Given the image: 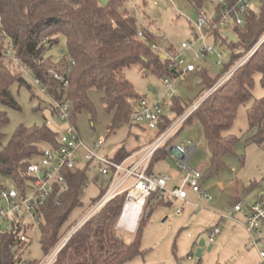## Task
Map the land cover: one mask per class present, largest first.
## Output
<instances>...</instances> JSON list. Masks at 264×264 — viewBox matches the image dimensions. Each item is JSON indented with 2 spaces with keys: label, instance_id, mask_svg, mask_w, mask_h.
Returning <instances> with one entry per match:
<instances>
[{
  "label": "trees",
  "instance_id": "trees-1",
  "mask_svg": "<svg viewBox=\"0 0 264 264\" xmlns=\"http://www.w3.org/2000/svg\"><path fill=\"white\" fill-rule=\"evenodd\" d=\"M101 1L108 3L103 5ZM186 1L196 10L205 8L211 2ZM227 2L230 5L234 3L233 0ZM125 3L126 0H0V106L14 109L18 107L10 93V87L14 83L30 89L23 78V72L14 66L10 56L17 58L20 66L27 68L32 77L39 79L48 96L60 99L57 84L48 74V70L56 64L50 56L45 55L48 47H53L60 39H64L65 54L60 62L68 60L65 77L68 82L67 100L71 104V123L75 124L77 115L82 111L88 112L93 118L94 110L87 92L98 89L103 92L100 101L104 111L112 114L110 132H115L125 124L129 130L134 128L139 132L148 131L143 144L122 143L111 156L112 160L119 163L151 143L167 128L170 120H165L156 131L128 125L132 107L141 97L126 80L123 70L139 65L145 74L153 73L163 78L168 75V64L159 53L150 48V43L155 41L154 35L138 24L136 18L125 9ZM214 12H217V8H214ZM216 23L213 15L209 31L214 40L220 38L231 52L229 63L225 66L227 73L264 34V1L257 11L250 8L243 14V25L228 23L231 26L229 33L235 41L220 34L218 27L213 28ZM139 31H142V37L138 36ZM45 39L47 42H43ZM195 72L200 77L204 91L220 78L212 79L208 70L202 67H197ZM255 74H260L264 81V42L226 82L200 103L186 121L190 123L194 119L201 126L210 153L209 171L217 172L222 166V158L232 152L237 140L231 135L224 136L223 133L232 126L239 106L252 97ZM189 104L190 102L181 98H173L172 109L175 115L182 114ZM49 109L55 115V111L51 107ZM247 119L250 128L257 127L258 134L254 140L261 144L264 97L253 100L247 109ZM7 122L6 113L0 110V126ZM133 135L137 142L138 134ZM58 137L45 122L43 126H19L6 145L0 147V190L4 189L2 183L9 180L21 193H26L32 181L26 173L27 166L39 160L45 147H56ZM2 140L3 135L0 133V146ZM169 141L153 156L149 173H152L155 160L165 161L169 157ZM90 163L86 162L83 166L66 171V189L55 187L40 205L42 224L39 229V244L44 258L76 224L72 225L68 220L72 212L81 206V188L87 180ZM105 191L92 201V205ZM125 196L123 193L111 199L74 232L52 264H123L140 255L141 227L164 201H157L156 194L147 199L134 239L127 244L116 232ZM21 229L25 232L27 226ZM26 243L27 241L20 242L13 233L3 232L0 235V264H39L37 261L21 260Z\"/></svg>",
  "mask_w": 264,
  "mask_h": 264
},
{
  "label": "rangeland",
  "instance_id": "rangeland-1",
  "mask_svg": "<svg viewBox=\"0 0 264 264\" xmlns=\"http://www.w3.org/2000/svg\"><path fill=\"white\" fill-rule=\"evenodd\" d=\"M218 1L211 0L210 4L208 2L202 9L208 15V22L211 21L214 13L212 4L217 6ZM262 1L264 0H254L251 3V9L257 11ZM125 9L136 18L140 26L156 37L165 36L167 42L175 48H179L182 42L191 41L196 32L198 10L194 9L186 0H183L180 6L177 5V0H126ZM209 30L210 24L207 23L202 28L205 41L201 45H197L196 49H199L203 44L210 45L221 57L211 55L198 62L194 61L190 54H186L185 58L186 62L194 63L199 68H206L212 79H218L225 73V66L229 63L231 52L220 38L214 40ZM218 31L224 35L231 32V26L219 25ZM263 42L264 34L249 50L255 48V52ZM47 49L45 56H50L52 61L58 65L65 54L64 39H60L57 45ZM219 61L220 63H218ZM123 74L139 97H146L150 101L164 97L166 88L161 76L153 73L145 74L139 65L124 69ZM23 78L30 89L16 83L10 87V93L18 107L14 109L0 106V110L6 113L8 119L6 124L0 126V133L3 135L1 148L6 145L10 136L19 126L27 128L43 126L44 119H46L50 123L51 130L58 136L63 134L68 127L67 124L59 122L57 117L50 112L51 102L33 84V78L26 75H23ZM174 87L177 90L176 96L190 102L188 107L207 93L200 84L197 72L185 75L182 80L176 81ZM251 94L252 97L239 106L232 126L223 133L224 136H233L237 141L232 152L222 158V166L217 172L209 171L210 153L201 126L194 119L190 123L186 122L181 127L182 129L178 130L179 133L177 134V131V135L174 134L170 138L171 140H168L170 148L188 138L193 139L196 153L190 159L189 166L194 169L204 167L201 186L211 197V201L207 202L204 199L198 201L199 210H195L191 206L185 207L177 218L170 220L163 227L158 222L161 213L158 212V209L154 211L141 227L139 244L141 254L123 264H262L258 251L250 245L246 231L236 223L237 221L244 222V214L234 216L236 222L231 218L220 220V216L230 213L235 204L243 201L246 204L252 202L254 196L264 188V131L263 141L261 144L256 143L254 139L258 134L257 127L250 128L247 119V109L253 100L264 97V81L260 74L254 75ZM102 95V90H88L87 96L94 110L93 118L88 112L82 111L77 115L73 125L86 149L99 157H104L110 156L111 152L122 143L143 144L148 131L139 132L134 128L130 131L126 124L113 133L109 131L112 114L104 111L100 101ZM164 101L167 109H170L172 98L165 95ZM175 117L177 116L175 115ZM129 132L130 135H128ZM135 133L139 136L137 142L134 141L133 134ZM100 137L105 138L106 142L103 147H96L95 144ZM78 154L82 155V151H79ZM85 163L80 161L78 166H83ZM152 174H165L171 177L170 183L173 184L178 183L184 176L182 171L170 168L162 159L153 162ZM219 183L223 184V189L218 185ZM108 184L109 177L102 175L95 162L91 161L84 184L85 189L80 194L81 206L72 212L68 220L70 224H76L60 238L44 258L39 244V229L42 219L35 220L28 217L26 222L32 226L33 230L26 231L27 243L21 260L46 264L64 239L72 235L74 229L92 206V201L105 191ZM2 186L8 190L14 188L13 183L9 180H5ZM216 227L220 233L210 243L208 233ZM117 236L127 244H130L134 239V235L125 236L119 232ZM258 241V245L262 246L260 250L264 252V226L260 229ZM201 242L204 243L202 247H200ZM198 250H200V256L196 257ZM59 251L58 249L49 264H52Z\"/></svg>",
  "mask_w": 264,
  "mask_h": 264
},
{
  "label": "built area",
  "instance_id": "built-area-1",
  "mask_svg": "<svg viewBox=\"0 0 264 264\" xmlns=\"http://www.w3.org/2000/svg\"><path fill=\"white\" fill-rule=\"evenodd\" d=\"M232 5L228 4L227 0H219L217 6L212 4L213 8H217V12L213 15L217 23L213 28L219 25H228L230 21L237 25H243V14L251 8V3L254 0H233ZM207 13L202 9L197 12V22L195 24L196 32L192 36V40L182 42L179 48L167 42L165 36L156 37L155 41L150 43V48L163 56L167 62L168 75L163 76L162 82L165 85L166 92L170 98H179L176 96V88L174 87L176 81L182 80L185 75L195 72L197 66L194 63L186 62L185 55L190 54L194 61H202L205 57L211 55L221 56L215 52L210 45L203 44L199 49L197 45H201L205 41V35L202 34V28L209 23ZM138 36L142 37V31L138 32ZM43 42H47L45 39ZM258 45V44H257ZM255 48L249 50L227 73H225L219 80H217L207 93L197 100L190 107L179 116L175 117V112L172 109H167L164 97L160 99L148 100L146 97L140 98L135 102L129 115L128 125H138L146 127L150 131H156L158 126L170 120L167 128L158 135L151 143L144 146L140 150L132 153L123 161L116 163L111 156L99 157L87 150L80 139L77 129L71 123V104L67 100L68 82L65 74L67 70L68 60L65 59L55 67L48 70L49 76L56 82L57 91L60 94V99H54L48 96L46 88L41 86L39 79L31 76L27 68L20 66L17 58L10 56V60L14 66L19 68L24 75L33 78V84L37 86L40 91L51 102L50 107L55 111V116L58 121L67 124V129L58 137V145L56 147L47 146L42 150V154L38 161L32 162L27 166L26 173L32 178L31 184L26 189V193H21L17 188L0 190V235L3 232H9L16 235L20 242L27 241L26 231H32V226L28 224L27 218L32 217L35 220L40 219L39 210L40 205L50 196L55 187L61 190L66 189V182L64 173L73 170L78 166L79 162L94 161L98 171L109 177V184L102 196L90 207L83 219L79 222L72 234L77 231L87 220H89L95 213H97L107 202L116 196L125 193V202L123 205L120 220H122L127 205L140 204V211L137 217L139 220L147 199L156 194L157 201L179 200L185 204H189L187 197L189 192L199 196L200 199L207 201L211 197L204 191L201 186L203 178V167L194 169L189 166V161L193 157L196 147L193 139L188 138L183 140L180 144L172 146L169 152V157L178 171H182L184 176L178 183L168 186L171 178L165 174L153 175L149 173L151 160L155 153L166 144V142L184 125L187 119L195 112L200 103L216 91L229 77L243 65L253 54ZM63 52V50H62ZM220 63V61L218 62ZM45 123L49 125V121L44 119ZM105 143V138L100 137L95 144L96 147H102ZM82 151V155H79ZM85 189L82 186L81 192ZM199 210L198 205L194 206ZM244 211V226L250 245L259 250V257L262 264H264V252L260 250L258 245V237L260 229L264 226V192H262L252 202L246 204L244 202L238 203L233 208V213ZM178 211L175 215H178ZM224 216V218H229ZM171 214H161L159 222L161 225L168 223L172 219ZM4 226V227H3ZM27 226L25 232L22 227ZM220 230L216 227L212 229L209 235V242L212 243ZM71 235L66 237L61 245L53 253L46 264H49L54 255L60 250L64 244L69 240Z\"/></svg>",
  "mask_w": 264,
  "mask_h": 264
},
{
  "label": "crops",
  "instance_id": "crops-1",
  "mask_svg": "<svg viewBox=\"0 0 264 264\" xmlns=\"http://www.w3.org/2000/svg\"><path fill=\"white\" fill-rule=\"evenodd\" d=\"M105 142H106V140H105ZM105 144V143H104ZM104 146V145H103ZM102 146V147H103ZM118 148V147H117ZM116 148V149H117ZM171 148V147H170ZM169 148V149H170ZM116 149H114L112 152H111V154H110V156H112L113 155V153L116 151ZM195 153H196V151H195ZM194 153V154H195ZM194 156V155H193ZM166 161V160H165ZM82 162V161H81ZM166 163V162H165ZM170 167V166H169ZM171 168V167H170ZM204 168V167H203ZM173 169H176V167L175 168H173ZM177 170V169H176ZM178 171V170H177ZM167 176V175H166ZM169 177V176H168ZM171 178V177H170ZM171 181V180H170ZM172 184L173 183H170L169 182V184H168V186L170 187V186H172ZM222 189H223V184L221 183H219L218 184ZM203 189H204V187H203ZM204 191H206L205 189H204ZM262 192H264V188L263 189H260V191L254 196L255 198H257ZM254 198V199H255ZM253 199V200H254ZM200 200H203V199H200L199 198V196L198 195H196V194H194V193H191V192H189V194H188V197H187V201L189 202V204L187 205V204H185L184 202H182V201H179V200H167V201H164V203L162 204V205H160V207L158 208V212H160L161 214H171V215H173V217H172V219H175V218H177L180 214H181V211H183L184 210V208L185 207H189V206H191V207H193L194 209H195V205H198L197 203H198V201H200ZM204 201H206V200H204ZM211 201V200H210ZM207 202H209V201H207ZM244 202V201H243ZM245 203V202H244ZM236 205V204H235ZM234 205V206H235ZM234 206H233V208H234ZM196 210V209H195ZM178 211H180V213L178 214V215H175ZM231 213H233V209L230 211V213H228V214H226V215H224V216H229ZM244 214V211H242V212H236V213H233L232 215H231V217H229V218H224V216H220V220H223V219H232L234 222H236L237 220L236 219H234V216H236V215H239V214ZM152 215V214H151ZM171 219V220H172ZM126 223H121V220L117 223V226H116V232L118 233H120V234H125V236H129V235H135V230H136V227H137V221L135 222V225L133 226V222H131V223H129V221H125ZM158 222H159V220H158ZM169 223V222H168ZM236 223H238V224H240L243 228H244V226L242 225V223L243 222H240V221H237ZM167 224V223H166ZM166 224H164V225H161L160 224V222H159V225L160 226H165ZM218 224V223H217ZM244 230H245V228H244ZM246 231V230H245ZM247 233V232H246ZM248 235V234H247ZM248 239H249V237H248ZM262 246H260V248H261ZM256 249V248H255ZM257 251H258V255H259V250L258 249H256Z\"/></svg>",
  "mask_w": 264,
  "mask_h": 264
},
{
  "label": "bare ground",
  "instance_id": "bare-ground-1",
  "mask_svg": "<svg viewBox=\"0 0 264 264\" xmlns=\"http://www.w3.org/2000/svg\"><path fill=\"white\" fill-rule=\"evenodd\" d=\"M140 211V204L127 205L121 223H126L125 221H129V223L133 222V226L137 221V217Z\"/></svg>",
  "mask_w": 264,
  "mask_h": 264
},
{
  "label": "water",
  "instance_id": "water-1",
  "mask_svg": "<svg viewBox=\"0 0 264 264\" xmlns=\"http://www.w3.org/2000/svg\"><path fill=\"white\" fill-rule=\"evenodd\" d=\"M182 2H183V0H177V5L178 6H180L181 4H182ZM107 3H108V1H101V4H103V5H107ZM230 23H232V21H230ZM226 37H229L231 40H233V41H235V38L230 34V33H226V34H224ZM161 58H163V56H161ZM171 151V148L169 149V152ZM166 164L168 165V166H170L171 168H175V165H174V163H173V160L170 158V157H168L167 159H166ZM4 227V226H3ZM204 245V243L203 242H201L200 243V247H202ZM200 256V250H198L197 251V253H196V257H199Z\"/></svg>",
  "mask_w": 264,
  "mask_h": 264
}]
</instances>
